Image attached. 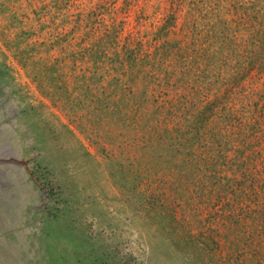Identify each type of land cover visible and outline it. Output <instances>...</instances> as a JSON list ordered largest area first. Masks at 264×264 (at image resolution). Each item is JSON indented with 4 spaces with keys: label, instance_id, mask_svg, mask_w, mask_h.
<instances>
[{
    "label": "rangeland",
    "instance_id": "obj_1",
    "mask_svg": "<svg viewBox=\"0 0 264 264\" xmlns=\"http://www.w3.org/2000/svg\"><path fill=\"white\" fill-rule=\"evenodd\" d=\"M203 1L0 0V264H189L172 223L142 203L157 178L175 175L128 185L135 160L144 171L150 155L112 143L106 135L120 131L99 111L101 96H84L87 81L91 91L99 81L74 80L88 60L64 56L107 29L119 47L142 43L170 13L179 24ZM54 60L63 80H38ZM91 120L101 135L89 133ZM186 212L175 221L186 222Z\"/></svg>",
    "mask_w": 264,
    "mask_h": 264
},
{
    "label": "trees",
    "instance_id": "obj_2",
    "mask_svg": "<svg viewBox=\"0 0 264 264\" xmlns=\"http://www.w3.org/2000/svg\"><path fill=\"white\" fill-rule=\"evenodd\" d=\"M177 21L170 13L152 39L120 47L107 29L64 58L88 60L74 80L99 81L94 91L87 81L84 96H101L99 111L120 131L106 135L112 143L150 155L144 171L135 160L128 185L175 175L157 178L142 203L172 223L185 260L264 264V0H204ZM57 63L38 80H63ZM91 122L89 133L101 135ZM178 210L186 222L175 221Z\"/></svg>",
    "mask_w": 264,
    "mask_h": 264
}]
</instances>
